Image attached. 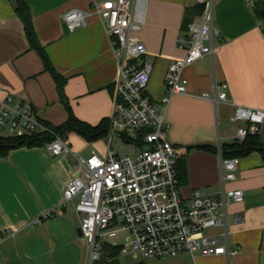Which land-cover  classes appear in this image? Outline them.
<instances>
[{"label":"crops","instance_id":"crops-1","mask_svg":"<svg viewBox=\"0 0 264 264\" xmlns=\"http://www.w3.org/2000/svg\"><path fill=\"white\" fill-rule=\"evenodd\" d=\"M11 1L0 0V102L7 96L28 101L40 120L60 126L68 110L52 76L30 49ZM21 1L39 45L65 80L64 100L71 114L91 126L109 120L118 64L103 24L91 14L84 27L65 34L62 18L72 10L91 12L92 2L110 0ZM194 5L192 0H134L129 38L146 49L144 59L151 66L146 91L155 102L164 96L168 65L185 54L177 39L185 32L184 12ZM213 17L220 33L213 59L203 57L183 69L186 93L170 99L162 133L183 150L187 178L180 192L185 198L193 189L209 195L218 188L216 153L196 147L214 148L218 137L225 144L234 142L237 125L228 122L234 106L264 111L260 23L245 0H215ZM214 80L227 86L228 102L217 108L200 97L211 93ZM257 137L264 146V126ZM64 142L69 152L55 158L44 148H19L0 158V264H87L86 246L78 234L79 216L71 202L59 205L66 184L80 175L76 156L87 159L93 152L102 156L107 145L99 151L96 144L105 140L87 143L73 133ZM226 188L244 193L242 202L230 203L227 209L229 245L238 252L229 258L196 253L194 260L181 253L171 258L177 259L175 264H264V162L257 151L238 158L236 179ZM47 212L53 213L42 219Z\"/></svg>","mask_w":264,"mask_h":264},{"label":"built area","instance_id":"built-area-1","mask_svg":"<svg viewBox=\"0 0 264 264\" xmlns=\"http://www.w3.org/2000/svg\"><path fill=\"white\" fill-rule=\"evenodd\" d=\"M202 11L177 39L184 56L168 65L164 76V96L158 102L147 95L151 66L145 61L142 43L129 38L134 0L92 2L91 12L72 10L62 18L68 32L85 26L94 14L103 24L118 64V77L112 92V114L108 120L104 155L92 153L87 159L76 156L80 175L70 180L59 207L69 202L79 216L80 238L86 246L87 264L100 259L107 244L129 254L136 262L159 261L188 253L202 257L235 255L228 241L230 203L243 201L240 189L227 190L235 181L238 158H224L223 139L214 146L219 164V183L213 194L193 189L182 196L176 165L183 150L163 138L165 114L174 95L186 93L187 80L182 71L198 59H213L214 42L220 33L214 23L215 0H192ZM250 8L254 0H245ZM227 86L212 83L211 93L200 97L217 108L227 103ZM228 122L237 125L236 142L257 137L264 126V111L234 106ZM47 133L53 140L43 148L51 157L69 152L68 145L40 120L28 101L7 96L0 102V138ZM117 136L136 148L133 156L119 158L111 149ZM53 213V212H52ZM47 212L42 219L51 216ZM218 229L209 234V230ZM220 240H222L220 242Z\"/></svg>","mask_w":264,"mask_h":264},{"label":"trees","instance_id":"trees-1","mask_svg":"<svg viewBox=\"0 0 264 264\" xmlns=\"http://www.w3.org/2000/svg\"><path fill=\"white\" fill-rule=\"evenodd\" d=\"M256 19L260 23V30L264 36V0H254V4L251 8ZM202 11L201 5H194L191 8H187L184 12L182 30H186L188 24L192 22L195 16L200 15ZM16 13L22 21L25 37L28 41L30 49L34 50L40 57L44 71H47L53 78L56 85L57 93L60 97V101L64 103L65 108L68 110V118L64 124L60 126H51L48 123L43 124L48 127L55 135L61 139L66 138L67 134L73 133L81 137L87 143H93L100 140H105L108 132V120L103 119L97 125L91 126L84 122L74 118L66 105L64 100L63 88L65 84L64 78L57 74L48 60L44 50L39 45L36 35L33 30L30 14L26 5L19 0ZM53 137L47 133L24 135L20 137H1L0 138V158L5 157L12 150L19 148H43L47 143L51 142ZM197 149L204 151H214V148L208 146H198ZM188 149V148H187ZM223 157L228 158H240L250 154L253 151H257L262 161L264 162V146L261 144L258 137L247 136L242 142L234 141L231 144H224L222 146ZM176 172L179 185H183L186 182V166L183 157L177 162ZM120 249L111 247L104 244L100 259L93 264H121L119 261ZM134 264H146L145 262H138Z\"/></svg>","mask_w":264,"mask_h":264},{"label":"rangeland","instance_id":"rangeland-1","mask_svg":"<svg viewBox=\"0 0 264 264\" xmlns=\"http://www.w3.org/2000/svg\"><path fill=\"white\" fill-rule=\"evenodd\" d=\"M103 145H107V141L99 142L95 147L100 151ZM111 149L119 158L133 156L136 153V148L133 145L124 144L117 136H114L112 140ZM176 260L177 259H163L159 261H150L146 264H175ZM119 261L121 264H132L134 262L129 254H120Z\"/></svg>","mask_w":264,"mask_h":264},{"label":"water","instance_id":"water-1","mask_svg":"<svg viewBox=\"0 0 264 264\" xmlns=\"http://www.w3.org/2000/svg\"><path fill=\"white\" fill-rule=\"evenodd\" d=\"M11 7H12L13 10H16L18 8V0H12L11 1ZM63 31H64L65 34L68 33V31L65 28V26H63ZM78 234H79V236H81L79 229H78Z\"/></svg>","mask_w":264,"mask_h":264}]
</instances>
